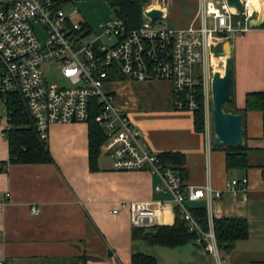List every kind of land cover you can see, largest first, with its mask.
I'll return each mask as SVG.
<instances>
[{"label":"crops","instance_id":"crops-1","mask_svg":"<svg viewBox=\"0 0 264 264\" xmlns=\"http://www.w3.org/2000/svg\"><path fill=\"white\" fill-rule=\"evenodd\" d=\"M197 3L167 0V24L179 27L189 23ZM227 40L230 93L233 105L241 108L244 94L263 84L264 25L249 27ZM114 87V102L152 151L182 153L185 184L208 182L221 190V196L209 205L211 217L246 220V236L221 254L223 260L228 264H264V137L260 111L247 110L243 117L247 183L242 192L236 193L225 188V182L239 172L225 169L223 150L211 144L204 148L203 133L195 129L192 111L173 107L168 81L122 80ZM3 126L2 122L0 161L7 158ZM46 147L48 161H7L0 169V264H133V252L153 256L160 250L181 252L182 259L159 263L153 256L154 264H213L195 240L169 248L131 239L126 211L110 212L115 203L120 199H158L162 205L156 213L157 225H169L174 218L171 196L155 189L159 178L147 169L113 168L100 146L94 167H89L85 122L50 123ZM185 204L203 207L206 212L202 196ZM31 206L38 209L37 213L30 212Z\"/></svg>","mask_w":264,"mask_h":264},{"label":"built area","instance_id":"built-area-1","mask_svg":"<svg viewBox=\"0 0 264 264\" xmlns=\"http://www.w3.org/2000/svg\"><path fill=\"white\" fill-rule=\"evenodd\" d=\"M71 0H0V104L4 123L8 95L32 122L37 136L45 140L52 122L92 120L104 135L100 150L113 168L147 169L156 174L157 190L171 196L173 212L185 222L195 242L213 264H228L218 249L209 205L221 190L208 182L184 184L167 162L161 161L140 136L137 127L114 102L115 84L122 80L169 82L175 109H201L204 148L211 142V59L219 56L228 36L247 28L250 17L262 19V0H239L240 8L226 0H198L193 18L184 26L154 23L144 11L155 7L165 16L167 0L142 7L141 19L127 26L123 16L112 15L91 32L85 20H73L64 8ZM53 67L59 82L49 81L44 71ZM1 132L3 133V130ZM245 175L230 177L225 188L242 192ZM7 196V193L3 195ZM203 197L205 223L191 216L185 202ZM2 201H0V206ZM161 202L120 199L110 212L126 211L129 225L148 228L157 225ZM35 214V206L29 208Z\"/></svg>","mask_w":264,"mask_h":264},{"label":"trees","instance_id":"trees-1","mask_svg":"<svg viewBox=\"0 0 264 264\" xmlns=\"http://www.w3.org/2000/svg\"><path fill=\"white\" fill-rule=\"evenodd\" d=\"M147 0H105L112 8L113 15L123 16L127 26L136 25L141 19V10ZM264 25V23H261ZM6 105L9 110L5 120L3 134L7 141V158L0 161V169L5 162H43L50 159L46 147V139H40L32 127V122L26 113L20 109L15 100L8 95ZM222 108L226 111L239 112L243 117L247 110L255 109L261 113V134L264 137V79L262 87L258 90L248 91L244 94L243 106L236 108L233 105L232 96L222 102ZM193 123L197 130L202 128L201 109L192 111ZM87 124V147H88V164L94 167L95 158L99 151V145L104 138L101 129L91 119ZM243 136V131H242ZM215 149L224 151V166L229 171H238L236 177L244 175L248 166L246 160V145L242 141L239 144L231 145L211 144ZM161 161L167 162L175 169L182 185L186 175L183 166V155L181 152L174 150H162L157 152ZM186 205V204H185ZM189 213L197 219L201 226L205 223V209L203 207H189L186 205ZM173 222L169 225H155L148 228L131 227L130 237L134 240H142L148 246L175 247L185 244L191 240L194 241L195 235L189 233L186 229L185 222L179 219L178 214L174 211ZM212 228L218 249L222 253H227L233 247L237 239L246 236V220L243 218L225 217L212 218ZM133 264H154L153 256L136 251L131 254Z\"/></svg>","mask_w":264,"mask_h":264},{"label":"water","instance_id":"water-1","mask_svg":"<svg viewBox=\"0 0 264 264\" xmlns=\"http://www.w3.org/2000/svg\"><path fill=\"white\" fill-rule=\"evenodd\" d=\"M228 4L235 8H240L239 0H226ZM144 14L150 19H156L160 16L161 11L158 8L151 7L144 11ZM264 23L259 17H250L247 20L249 27H254ZM220 55H226L223 62V73L218 74L213 71L210 77V101H211V142L213 145H231L239 144L242 137V116L239 112L226 111L222 108V102L230 96L231 85V68L229 57V43L224 40L220 50Z\"/></svg>","mask_w":264,"mask_h":264},{"label":"rangeland","instance_id":"rangeland-1","mask_svg":"<svg viewBox=\"0 0 264 264\" xmlns=\"http://www.w3.org/2000/svg\"><path fill=\"white\" fill-rule=\"evenodd\" d=\"M159 0H147L143 6L147 4H152L155 6ZM73 8H76V12L71 13V17L73 20H85L86 23L90 26L91 32H98L99 30V23L105 21L109 17L113 15L112 8L105 2V0H71L67 3L66 7L64 8L65 12H71ZM259 16H257L258 18ZM168 18H156L154 23H163L167 24ZM168 25V24H167ZM226 57V56H225ZM47 78L49 81H55L56 83L59 82L58 75L56 70L53 67H47L44 69ZM211 110V103L209 106ZM2 106L0 104V115L2 116L3 112ZM2 124V120H0V125ZM194 242L193 240H191ZM138 243L146 245V243L142 240H138ZM196 243V242H195ZM157 249V248H153ZM154 253V252H153ZM181 252L169 253L167 250L161 252H157L152 254L155 259L160 263H168L170 261H174L176 259H182L180 254ZM186 253V252H185ZM186 255V254H185ZM76 263V262H75Z\"/></svg>","mask_w":264,"mask_h":264},{"label":"bare ground","instance_id":"bare-ground-1","mask_svg":"<svg viewBox=\"0 0 264 264\" xmlns=\"http://www.w3.org/2000/svg\"><path fill=\"white\" fill-rule=\"evenodd\" d=\"M259 9L264 12V0L259 3ZM226 55L215 56L211 59V65L215 72L218 74L223 73V62Z\"/></svg>","mask_w":264,"mask_h":264}]
</instances>
